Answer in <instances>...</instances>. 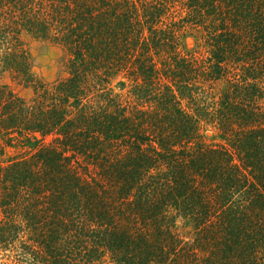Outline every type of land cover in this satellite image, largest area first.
<instances>
[{
  "label": "trees",
  "instance_id": "1",
  "mask_svg": "<svg viewBox=\"0 0 264 264\" xmlns=\"http://www.w3.org/2000/svg\"><path fill=\"white\" fill-rule=\"evenodd\" d=\"M5 75L0 264H264V0H0Z\"/></svg>",
  "mask_w": 264,
  "mask_h": 264
},
{
  "label": "rangeland",
  "instance_id": "2",
  "mask_svg": "<svg viewBox=\"0 0 264 264\" xmlns=\"http://www.w3.org/2000/svg\"><path fill=\"white\" fill-rule=\"evenodd\" d=\"M183 34L184 39L182 48L184 52H195L198 49V33H196V30L190 28L185 30ZM23 38L32 53L33 70L36 76L46 83H52L58 78L66 75V53L60 45L48 40L35 39L27 34H25ZM0 82L12 84L9 75L2 77ZM12 85L24 96L30 97L33 94L32 89H24L16 84ZM18 150H21L20 146L8 148L6 158L19 153Z\"/></svg>",
  "mask_w": 264,
  "mask_h": 264
}]
</instances>
